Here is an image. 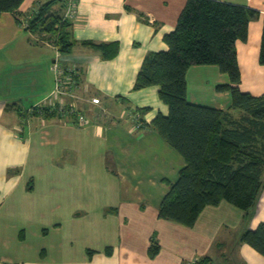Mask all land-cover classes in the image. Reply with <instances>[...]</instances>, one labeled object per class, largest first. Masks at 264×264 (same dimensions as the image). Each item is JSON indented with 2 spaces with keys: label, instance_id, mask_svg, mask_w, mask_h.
<instances>
[{
  "label": "crops",
  "instance_id": "crops-1",
  "mask_svg": "<svg viewBox=\"0 0 264 264\" xmlns=\"http://www.w3.org/2000/svg\"><path fill=\"white\" fill-rule=\"evenodd\" d=\"M46 1L25 0L0 16V264H193L205 257L212 264H264L252 247L236 244L243 212L226 201L205 207L191 227L158 218L184 159L149 126L168 114L159 87L133 86L144 58L167 50L163 37L187 0H77L68 54L23 26ZM214 1L260 14L235 49L240 91L264 95V0ZM83 42H117L119 51L104 60ZM55 61L78 71L83 100L51 95ZM186 84L189 103L230 108V93L216 90L229 84L217 66H190ZM57 101L88 122L33 112ZM135 113L149 128H136ZM260 223L264 189L247 227ZM153 235L159 250L151 258Z\"/></svg>",
  "mask_w": 264,
  "mask_h": 264
},
{
  "label": "trees",
  "instance_id": "trees-1",
  "mask_svg": "<svg viewBox=\"0 0 264 264\" xmlns=\"http://www.w3.org/2000/svg\"><path fill=\"white\" fill-rule=\"evenodd\" d=\"M25 0H0V16L16 12ZM67 0H48L31 15L27 30L60 34L52 43L68 54L75 43L72 21L63 16ZM260 14L250 8L214 0H187L175 29L163 37L167 50L148 54L136 77L133 90L159 87V99L167 106V116L157 115L149 124L184 159L178 178L158 206V218L191 227L201 211L226 201L243 212V230L236 244L245 243L264 256V223L251 230L247 224L258 196L264 189V95L252 96L239 89L240 72L235 43L245 42L248 25ZM113 59L119 44L83 42ZM259 63L264 65V25ZM193 65H214L226 74L229 84L218 92H229L231 106L219 110L189 103L186 73ZM45 117L56 116L45 108ZM147 109H141V113ZM58 115V114H57ZM139 128H149L139 120ZM159 250L153 235L148 254ZM198 264H212L198 258Z\"/></svg>",
  "mask_w": 264,
  "mask_h": 264
},
{
  "label": "built area",
  "instance_id": "built-area-1",
  "mask_svg": "<svg viewBox=\"0 0 264 264\" xmlns=\"http://www.w3.org/2000/svg\"><path fill=\"white\" fill-rule=\"evenodd\" d=\"M76 3L77 0H67L64 9V18L72 20L76 14ZM23 22L25 20H22ZM24 24V23H23ZM26 23L24 28L26 27ZM51 70L54 74L55 86L51 93L52 96H74V91L79 89V73L73 68L60 65L58 62H54ZM44 107V106H42ZM45 107L51 111H55L61 117H68L74 120L76 124L84 125L88 121L83 115H79L76 108L69 106L64 101L48 102ZM135 121L136 128H139V114L135 113L132 115ZM198 258L193 261V264H198Z\"/></svg>",
  "mask_w": 264,
  "mask_h": 264
},
{
  "label": "rangeland",
  "instance_id": "rangeland-1",
  "mask_svg": "<svg viewBox=\"0 0 264 264\" xmlns=\"http://www.w3.org/2000/svg\"><path fill=\"white\" fill-rule=\"evenodd\" d=\"M25 20V19H24ZM28 19H26V21H24V23L26 22V25H28ZM25 24H23V26H24ZM27 27V26H26ZM25 27V28H26ZM54 29H55V36L54 35H50V34H47V37H49V40H54V38H57L56 36L57 35H59L60 34V25L58 24V25H56V27H54ZM80 83V82H79ZM81 92V91H80ZM80 92H79V90H76V91H74V95H75V93H77V96L79 97V99H81V100H83V98H81V94H80ZM95 104H98V103H96L95 102ZM46 105V104H45ZM38 107H40V108H34L33 109V112L34 111H36V112H42L43 111V109L41 108V106H38ZM44 112H46V110L44 109ZM81 114H83V113H81ZM84 115V114H83ZM85 116V115H84Z\"/></svg>",
  "mask_w": 264,
  "mask_h": 264
},
{
  "label": "water",
  "instance_id": "water-1",
  "mask_svg": "<svg viewBox=\"0 0 264 264\" xmlns=\"http://www.w3.org/2000/svg\"><path fill=\"white\" fill-rule=\"evenodd\" d=\"M61 1V0H60Z\"/></svg>",
  "mask_w": 264,
  "mask_h": 264
}]
</instances>
